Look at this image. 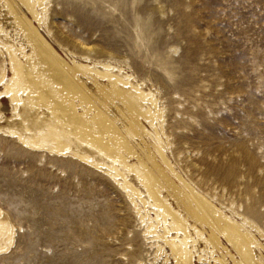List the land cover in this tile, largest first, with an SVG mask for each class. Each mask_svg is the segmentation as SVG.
I'll list each match as a JSON object with an SVG mask.
<instances>
[{
	"label": "rangeland",
	"instance_id": "1",
	"mask_svg": "<svg viewBox=\"0 0 264 264\" xmlns=\"http://www.w3.org/2000/svg\"><path fill=\"white\" fill-rule=\"evenodd\" d=\"M49 4V27L19 0H0V22L36 61L24 17L70 65L73 59L107 60L154 87L165 110L171 160L201 190L264 231V0ZM73 76L148 161L149 138L140 127L130 133L131 115L118 102L102 105L95 79ZM99 83L109 86L106 78ZM71 99L80 114L87 110L79 95ZM0 112V125L15 121L8 96L0 97ZM85 118L102 126L99 115ZM0 208L15 232L14 243L0 251V264H165L169 251L156 257L153 238H146L106 171L71 155L32 149L2 130Z\"/></svg>",
	"mask_w": 264,
	"mask_h": 264
},
{
	"label": "bare ground",
	"instance_id": "2",
	"mask_svg": "<svg viewBox=\"0 0 264 264\" xmlns=\"http://www.w3.org/2000/svg\"><path fill=\"white\" fill-rule=\"evenodd\" d=\"M50 1L19 0L23 10L47 27ZM24 18L37 61L0 22V83H4L0 97L10 98L15 120L0 125V130L32 149L71 155L106 171L124 193L146 238H153L156 257L168 248L165 264H264V231L259 224L205 193L171 160L172 145L158 91L107 60L73 59L70 65ZM75 72L95 79L98 92L105 97L102 105L118 102L131 115L128 130L134 134L140 127L148 136L151 164L118 131L73 76ZM100 78H106L109 86L99 83ZM77 95L88 106L83 114L71 99ZM90 113L100 116L101 127L95 126V119L85 121ZM13 228L0 208V251L14 243Z\"/></svg>",
	"mask_w": 264,
	"mask_h": 264
}]
</instances>
